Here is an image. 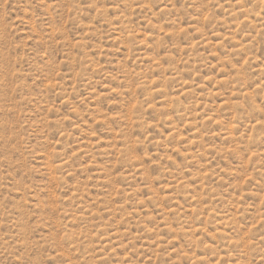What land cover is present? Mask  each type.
Masks as SVG:
<instances>
[{
	"label": "rangeland",
	"instance_id": "rangeland-1",
	"mask_svg": "<svg viewBox=\"0 0 264 264\" xmlns=\"http://www.w3.org/2000/svg\"><path fill=\"white\" fill-rule=\"evenodd\" d=\"M0 264H264V0H0Z\"/></svg>",
	"mask_w": 264,
	"mask_h": 264
}]
</instances>
